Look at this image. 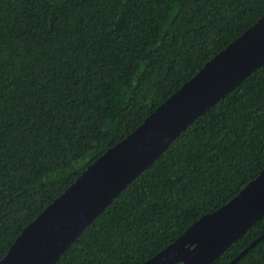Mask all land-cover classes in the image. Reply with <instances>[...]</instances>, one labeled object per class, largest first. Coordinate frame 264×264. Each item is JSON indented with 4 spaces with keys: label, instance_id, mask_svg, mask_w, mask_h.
<instances>
[{
    "label": "trees",
    "instance_id": "obj_1",
    "mask_svg": "<svg viewBox=\"0 0 264 264\" xmlns=\"http://www.w3.org/2000/svg\"><path fill=\"white\" fill-rule=\"evenodd\" d=\"M264 0H0V262ZM264 170V66L187 127L56 264H144ZM264 235V218L212 264ZM234 264H264V238Z\"/></svg>",
    "mask_w": 264,
    "mask_h": 264
},
{
    "label": "water",
    "instance_id": "obj_2",
    "mask_svg": "<svg viewBox=\"0 0 264 264\" xmlns=\"http://www.w3.org/2000/svg\"><path fill=\"white\" fill-rule=\"evenodd\" d=\"M264 66V15L163 102L130 135L109 148L35 221L0 264H56L109 204L197 118ZM264 218V170L222 208L195 222L144 264H212ZM264 235L240 254L241 259Z\"/></svg>",
    "mask_w": 264,
    "mask_h": 264
}]
</instances>
